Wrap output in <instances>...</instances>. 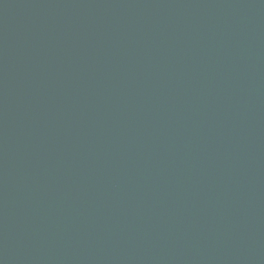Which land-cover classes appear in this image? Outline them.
<instances>
[{
	"label": "water",
	"instance_id": "water-1",
	"mask_svg": "<svg viewBox=\"0 0 264 264\" xmlns=\"http://www.w3.org/2000/svg\"><path fill=\"white\" fill-rule=\"evenodd\" d=\"M0 264H264V0H0Z\"/></svg>",
	"mask_w": 264,
	"mask_h": 264
}]
</instances>
